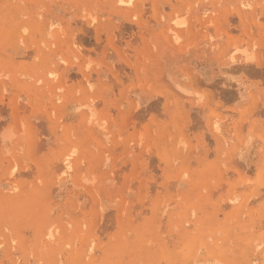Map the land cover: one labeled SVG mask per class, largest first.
<instances>
[{
	"label": "rangeland",
	"instance_id": "1",
	"mask_svg": "<svg viewBox=\"0 0 264 264\" xmlns=\"http://www.w3.org/2000/svg\"><path fill=\"white\" fill-rule=\"evenodd\" d=\"M0 264H264V0H0Z\"/></svg>",
	"mask_w": 264,
	"mask_h": 264
},
{
	"label": "bare ground",
	"instance_id": "2",
	"mask_svg": "<svg viewBox=\"0 0 264 264\" xmlns=\"http://www.w3.org/2000/svg\"><path fill=\"white\" fill-rule=\"evenodd\" d=\"M127 15V14H126ZM124 17V16H123ZM82 31H83V29H82ZM98 39V38H97Z\"/></svg>",
	"mask_w": 264,
	"mask_h": 264
}]
</instances>
